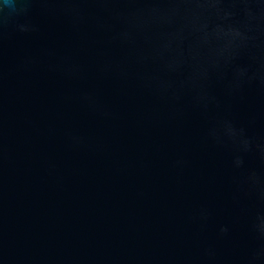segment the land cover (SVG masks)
I'll return each instance as SVG.
<instances>
[{
    "label": "water",
    "instance_id": "obj_1",
    "mask_svg": "<svg viewBox=\"0 0 264 264\" xmlns=\"http://www.w3.org/2000/svg\"><path fill=\"white\" fill-rule=\"evenodd\" d=\"M0 264H264V0H0Z\"/></svg>",
    "mask_w": 264,
    "mask_h": 264
}]
</instances>
